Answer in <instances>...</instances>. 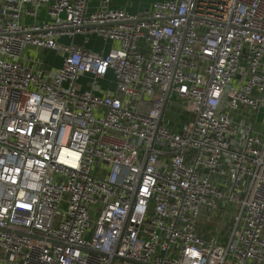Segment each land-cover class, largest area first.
I'll return each mask as SVG.
<instances>
[{
    "label": "built area",
    "instance_id": "2783aa9c",
    "mask_svg": "<svg viewBox=\"0 0 264 264\" xmlns=\"http://www.w3.org/2000/svg\"><path fill=\"white\" fill-rule=\"evenodd\" d=\"M102 3L0 0V264H264V0Z\"/></svg>",
    "mask_w": 264,
    "mask_h": 264
},
{
    "label": "crops",
    "instance_id": "0c3cea01",
    "mask_svg": "<svg viewBox=\"0 0 264 264\" xmlns=\"http://www.w3.org/2000/svg\"><path fill=\"white\" fill-rule=\"evenodd\" d=\"M103 0H88V11L90 13L95 12L103 7ZM156 0H110L109 7L113 9L125 8L129 13L138 14L149 10L152 4ZM46 18L45 10H42L39 19L42 21ZM60 42L69 45L74 43L75 45H85L87 49L106 55L112 48L111 42H105L100 37L93 35L85 39L82 35H77L73 38L62 37ZM24 66L32 70H45L51 72L61 65V58L54 51L49 50H38L27 47L22 53V59L20 61ZM89 79L84 77L80 79L82 88H87ZM102 85L105 89H114V75L110 72L107 75L106 80L102 81ZM257 119V125L255 130L258 134L264 136V109L258 114L255 113L252 117Z\"/></svg>",
    "mask_w": 264,
    "mask_h": 264
},
{
    "label": "water",
    "instance_id": "95a60500",
    "mask_svg": "<svg viewBox=\"0 0 264 264\" xmlns=\"http://www.w3.org/2000/svg\"><path fill=\"white\" fill-rule=\"evenodd\" d=\"M169 101V99L167 100V102ZM176 106L177 107H180V105H177L176 104ZM118 258L116 257V256H114L113 258H112V264L117 260Z\"/></svg>",
    "mask_w": 264,
    "mask_h": 264
},
{
    "label": "rangeland",
    "instance_id": "374dc122",
    "mask_svg": "<svg viewBox=\"0 0 264 264\" xmlns=\"http://www.w3.org/2000/svg\"><path fill=\"white\" fill-rule=\"evenodd\" d=\"M166 117H167V118H168V117H172L171 114H170V112L167 113ZM230 210H231V209H230Z\"/></svg>",
    "mask_w": 264,
    "mask_h": 264
}]
</instances>
